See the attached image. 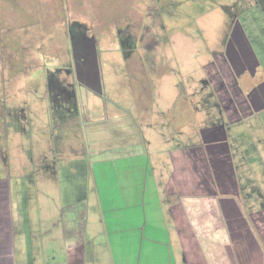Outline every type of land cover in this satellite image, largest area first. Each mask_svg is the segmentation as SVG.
Returning a JSON list of instances; mask_svg holds the SVG:
<instances>
[{"label":"rangeland","instance_id":"rangeland-1","mask_svg":"<svg viewBox=\"0 0 264 264\" xmlns=\"http://www.w3.org/2000/svg\"><path fill=\"white\" fill-rule=\"evenodd\" d=\"M242 31L260 63L239 78L249 92L264 83V0H0V153L26 201L17 264L26 260V233L30 264H67L62 208L88 200L92 208L93 152L143 142L156 156L165 141L198 145L200 126L228 120L221 103L226 112L232 105L216 70L233 84L223 65L244 50ZM87 44L99 93L79 84ZM243 114L229 139L236 155L252 158L241 165L252 171V189L264 190V108Z\"/></svg>","mask_w":264,"mask_h":264},{"label":"crops","instance_id":"crops-1","mask_svg":"<svg viewBox=\"0 0 264 264\" xmlns=\"http://www.w3.org/2000/svg\"><path fill=\"white\" fill-rule=\"evenodd\" d=\"M246 38L242 31L237 44L245 47L244 57L239 47L238 57L223 65L233 84L216 76L232 105L226 112L221 103L228 120L200 126V144L165 141L153 156L143 142H130L90 155L92 208L89 200L62 208L67 264H264V190L252 189V171L241 170L252 158L236 155L228 134L242 120L239 114L247 119L264 108V83L249 92L238 83L260 64L251 45H242ZM236 86L242 92L238 106ZM9 169L10 158L1 152L0 264H17V226L27 222L23 191ZM18 192L22 213L13 208ZM19 241L24 264H30L28 233Z\"/></svg>","mask_w":264,"mask_h":264},{"label":"flooded vegetation","instance_id":"flooded-vegetation-1","mask_svg":"<svg viewBox=\"0 0 264 264\" xmlns=\"http://www.w3.org/2000/svg\"><path fill=\"white\" fill-rule=\"evenodd\" d=\"M75 34L85 36L84 32L82 33L81 30H76ZM91 54H92L91 44L84 45L83 52L79 56V59H78V64H79L78 69H79V73H80V79L82 80V83L79 82V84L80 85L86 84L89 89H93L95 92L99 93L97 91V84H96V79H95L96 70L94 69V62H93ZM216 71L218 74L217 76L219 78L223 79V75H221L220 70L217 69ZM227 89H228V87H227ZM67 97L69 100L72 99L74 102V99H75L74 95H72V94L70 95L68 93ZM63 98H65V96H63Z\"/></svg>","mask_w":264,"mask_h":264},{"label":"water","instance_id":"water-1","mask_svg":"<svg viewBox=\"0 0 264 264\" xmlns=\"http://www.w3.org/2000/svg\"><path fill=\"white\" fill-rule=\"evenodd\" d=\"M91 55H92V59L94 62V69L96 70L95 79H96V84H97V91L100 92L101 91V79H100V74H99V67L97 64V59H96L95 53L93 54V52H92Z\"/></svg>","mask_w":264,"mask_h":264}]
</instances>
